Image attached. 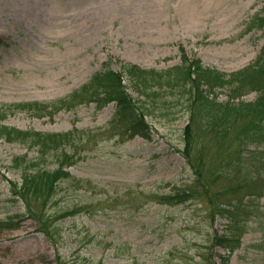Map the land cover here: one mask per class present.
<instances>
[{
  "label": "rangeland",
  "instance_id": "rangeland-1",
  "mask_svg": "<svg viewBox=\"0 0 264 264\" xmlns=\"http://www.w3.org/2000/svg\"><path fill=\"white\" fill-rule=\"evenodd\" d=\"M103 15L102 23L91 19ZM255 16H264V0H0V105H57L52 112L11 108L0 124L45 133H92L86 141H75L76 161L69 170L94 185L85 190L73 181L62 182L48 208L39 205L55 233L52 239L27 215L16 227H0V264H60V259L66 264H206L203 256L213 235L227 220L217 216L212 224L199 201L175 206L154 201L156 192L192 178L179 153L187 121L184 100L171 96L169 85L159 88L169 95L148 98L154 111L148 117V140L106 128L116 111L114 102L99 108L85 95L69 96L107 66L115 71L125 63L166 69L182 62L183 50L205 65L239 70L264 48L263 26L254 21L249 28ZM125 81L131 84L126 76ZM129 92L138 96L131 86ZM255 97L256 92L244 96ZM25 153L38 154L22 141L0 138V218L25 212L8 183V178L21 179L12 164ZM41 163L57 165L52 156ZM85 203L88 210L56 220L67 208ZM262 238L264 217L250 223L229 264H264V252L254 247Z\"/></svg>",
  "mask_w": 264,
  "mask_h": 264
},
{
  "label": "trees",
  "instance_id": "trees-1",
  "mask_svg": "<svg viewBox=\"0 0 264 264\" xmlns=\"http://www.w3.org/2000/svg\"><path fill=\"white\" fill-rule=\"evenodd\" d=\"M261 23L264 25V16ZM124 73L130 76V85L137 91V97L128 91L129 84L123 81ZM229 83H232V87L228 88V98L218 100L213 87ZM155 84L160 87L169 85L168 93L173 95L176 94L175 89L183 92L186 101L184 111L189 112V118L182 129L184 146L179 151L193 174L191 181L157 193L155 200L165 206L199 201L207 208L212 224L217 216L226 219L222 232L215 231L209 251L203 257L206 264H229L230 254L240 247L241 238L250 223L259 222L264 217V206L260 202L264 196V50L254 64L234 73L229 79L224 73L204 68L199 60H190L186 56L181 65L158 73L127 63L123 64V71H115L107 66L76 90L71 100L85 95L98 101L99 106L115 100L117 112L106 128H118L119 135L130 138L138 134L150 138L151 127L147 117L154 111L152 101L147 100L150 96L159 100L169 95L154 88ZM177 84L184 88H175ZM252 90L258 92L255 100H235ZM212 93L213 96L210 95ZM52 107L57 105H0V119L11 108L52 112ZM91 136L92 133L76 129L65 133H45L0 124V137L22 141L38 153L35 157L24 154L14 158L12 165L19 169L21 179L8 178L9 190L16 200L24 203L25 212L14 217H1L0 227H16L27 215L35 218L39 229L52 239L55 233L46 225L38 207L41 205L44 211L48 208L62 182L73 181L75 188L85 190L94 187L92 180L78 178L67 169L76 161V148L73 149L75 141H86ZM68 144L70 149L65 148ZM46 156H52L57 165L50 168L41 163ZM87 206L88 203L81 204V207L74 205L55 218L75 216L78 211L88 210ZM216 247L226 250V254L217 252ZM254 247L264 252V238ZM216 257L220 258V263ZM59 262L66 264L64 259ZM91 264L110 263L92 260Z\"/></svg>",
  "mask_w": 264,
  "mask_h": 264
},
{
  "label": "bare ground",
  "instance_id": "bare-ground-1",
  "mask_svg": "<svg viewBox=\"0 0 264 264\" xmlns=\"http://www.w3.org/2000/svg\"><path fill=\"white\" fill-rule=\"evenodd\" d=\"M103 17H104V15H103V16H99V17L92 16L91 19H92V20H95V23H96V21L102 23V21H103ZM134 21H136V18L134 19V17L132 16V22H131V23H133ZM95 23H94V24H95Z\"/></svg>",
  "mask_w": 264,
  "mask_h": 264
}]
</instances>
